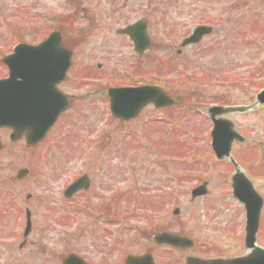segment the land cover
Returning <instances> with one entry per match:
<instances>
[{"label":"rangeland","instance_id":"1","mask_svg":"<svg viewBox=\"0 0 264 264\" xmlns=\"http://www.w3.org/2000/svg\"><path fill=\"white\" fill-rule=\"evenodd\" d=\"M102 1L106 7L110 0ZM124 1L121 23L137 17L147 19L154 48L137 57L126 42L106 41L101 46L91 42L80 47L76 63L82 65L71 73L77 88L66 86L77 101L52 131L48 146L32 154L19 143L15 151L0 155V181H16L18 170L32 168L38 181L23 183L19 194L30 193L28 187L35 184L33 193L54 196L49 198L54 201L43 200L37 209L42 226L49 227L44 235L48 253L45 264H60V257L68 253L80 254L94 264L120 262L124 253L145 252L147 238L167 225L171 232L195 242L194 256L244 255V210L230 196L229 178L234 168L228 159L218 163L212 155L206 110L213 104L242 110L227 115L245 139L242 145L234 143L231 156L243 172L254 177L251 183L264 198V107L253 104L244 108L264 90V0H118L123 5ZM2 3L6 8L0 13L1 52L22 38L32 40L37 33L47 34V18L66 10L65 0ZM43 17L47 21L42 29ZM208 23L215 32L176 56L182 39L197 25ZM163 61L169 62L170 68L159 71L158 63ZM137 67L148 84L158 82L172 96L183 98L186 108L174 114L148 108L124 129L113 122L107 113V100L90 97L105 85L135 81ZM158 71L162 75H157ZM1 76H5L2 67ZM105 134L111 138V149L103 148L100 142V135ZM84 173L93 186L88 195L77 197L78 205H74L71 216L60 192ZM204 182L207 195L191 200L190 192ZM113 185L122 192L121 206L114 210L120 215L106 224L93 197L99 191L107 196ZM163 193L169 198H163L165 203L157 200ZM140 196L151 200L147 211L142 209ZM174 208L179 210L177 217L172 216ZM153 215L152 223H147V217ZM261 217L257 246L264 248V208ZM74 223L82 225L74 234L76 238L68 230ZM61 227L66 232L59 233ZM13 243L18 262L8 264H20L23 254L17 249L18 238ZM152 254L159 264H183L188 253L154 249Z\"/></svg>","mask_w":264,"mask_h":264},{"label":"flooded vegetation","instance_id":"2","mask_svg":"<svg viewBox=\"0 0 264 264\" xmlns=\"http://www.w3.org/2000/svg\"><path fill=\"white\" fill-rule=\"evenodd\" d=\"M20 0H11V2L18 3ZM107 1V0H106ZM6 2V0H5ZM37 2V0H36ZM118 0H110L106 2V7H103V1L102 0H65V6L64 8L66 10H63L64 12H60L57 15H54L52 18H47L48 22L50 24L49 30L47 31V34L39 36V33L36 31V36L34 39L30 40L27 37L22 38L18 40L16 43H28L33 46H37L40 42L47 39L52 32L57 33L56 37L59 36L60 39V47L59 49H62L64 51V54L70 55V68L67 72V78L64 82L60 83L58 89L59 91L63 92L67 96H69L71 105L70 109H72V104L77 101L78 98L74 96L73 94H70L67 91L66 86L71 88H77V84L73 80H71V73L77 66H81L82 63L77 64L76 63V55L78 49L80 47H84L86 44H90L91 42H96V46H101L103 42H112L117 41V43H129L132 47L131 40L128 39L126 35L121 34L122 28H125L132 24V22H135L138 19H134L132 22L129 21V19H126V21H129L125 24H122L121 18H125L124 14L120 13L122 12V8L126 5L127 1H124L123 4H117ZM35 5V3L33 4ZM123 5V6H121ZM104 9V11H100V8ZM6 6L2 3V0H0V13H3ZM21 7L17 6V10H20ZM100 11V12H99ZM133 12V11H132ZM132 14V13H130ZM135 14V13H133ZM129 15V14H126ZM47 19L42 18V23L40 24V27L46 28V24L43 22H46ZM147 28H148V37L150 39V47L148 49V52L151 51L154 48L155 41L150 36V28L149 23L147 22ZM7 39V38H6ZM4 39L0 37V43H2ZM93 46H90V50ZM57 50V51H58ZM12 49L10 46H8L5 51H0V59L5 58V56L11 54ZM182 53V52H181ZM177 54L178 50H177ZM180 55V54H179ZM64 60V59H63ZM166 60V59H165ZM60 62V60H59ZM2 67L4 73L6 74L7 68ZM60 67V66H59ZM101 68V66H98ZM1 78H4L1 76ZM76 85V86H74ZM93 85V84H92ZM92 100H101L103 101L105 99V95L97 94L94 92L92 96L90 97ZM69 109V111H70ZM68 111V112H69ZM145 111V110H144ZM66 112L65 114H67ZM65 114L61 115L63 117ZM60 117V120H61ZM11 134V131L6 130H0V143L2 145V148L0 149V155L6 151V145H5V139L9 137ZM50 134H47V136L41 141V143L36 144L34 146L26 147V141L22 137L19 139V141L15 144H22L23 149H26L27 151L37 152L42 147H44L47 142L49 141ZM14 144V145H15ZM28 176L19 181H13L12 182H6V181H0V264H8L9 261H17V258L14 256L15 252V245L13 241H15L18 238L17 243V249H19V253H22L23 255L20 256L22 259L19 261L20 264H45L46 263V256L48 253H46V237L45 231H48L49 227H43L42 221L40 222L37 216V209L40 207L39 204L42 203L43 200H47L48 198H51L52 195H47V192H44L45 195H37L36 193H33V184L32 186L28 187L31 192L25 193V194H19V187L23 185V183L27 182L29 179H34L35 181H38V178L35 177L36 173H34V170L31 168L28 170ZM88 189L86 191H78L76 192L75 196L70 198L68 200V212L69 215L72 216L73 212V206L74 203L77 200L78 196H86L90 193L93 181L90 177H88ZM73 183V182H71ZM70 183V184H71ZM10 184L11 186H9ZM25 186V185H24ZM68 186V185H67ZM27 187V186H26ZM111 192L108 193V197L104 196V193L101 191L100 194H97L96 199H99V208L101 211L110 210V216L113 217L112 212L114 210H118L121 206V195L122 192L119 188H116L114 185L112 186ZM163 199V198H162ZM72 206V207H71ZM13 207V213L10 215V209ZM115 213V212H114ZM119 216L118 213L115 215V219H117ZM149 220V219H148ZM152 220V219H151ZM165 223L168 221L163 219ZM106 224H109L113 222V220L105 221ZM149 222V221H148ZM151 222H149L150 224ZM73 228H68L69 231H72L73 233H69L71 237L76 238L74 235L77 230L81 228V223L79 224H73ZM120 226V225H119ZM118 226V227H119ZM72 227V226H71ZM61 227L59 229V233L65 232V228ZM74 228L75 231L73 230ZM169 225L164 226L163 228H159L163 231L165 230L168 232ZM121 230V228H120ZM118 230V232H120ZM57 231V226H55V232ZM153 233V232H152ZM115 234V233H114ZM113 243V240L111 241ZM111 246V245H110ZM109 246V247H110ZM113 246V245H112ZM146 252V251H145ZM143 252V253H145ZM25 253V254H24ZM68 254H74L77 257H81L85 264H94L86 259V257L81 256L80 254L75 253H68ZM108 256L109 254L106 253ZM3 255V257H2ZM143 255V254H140ZM24 256V257H23ZM65 256H61L60 258V264H62L63 260L65 259ZM23 257V258H22ZM122 261V258H121ZM114 262L113 264H123V262ZM101 264H112L107 263L105 260Z\"/></svg>","mask_w":264,"mask_h":264},{"label":"water","instance_id":"3","mask_svg":"<svg viewBox=\"0 0 264 264\" xmlns=\"http://www.w3.org/2000/svg\"><path fill=\"white\" fill-rule=\"evenodd\" d=\"M200 30V29H199ZM193 40L190 39L183 46L189 43H197L201 38V33L198 31L194 34ZM141 43H144V39L135 38ZM50 40L44 43L47 46ZM139 42V44H140ZM44 46L32 49L29 47L20 46L15 49L14 57L5 59L4 64L10 68L9 79L6 81H0V127L10 128L14 133L11 136L12 140H16L24 134L26 141L30 144L35 136L40 135L38 138L44 135L56 121L57 116L66 108L64 102L65 97H62L63 101L60 102L61 97L56 90V85L59 83L58 72L53 71L49 76L45 73L46 70H41L40 64H20L22 60H33L36 62L40 58L41 50L45 49ZM22 49L28 50V57L21 54ZM29 66V67H28ZM66 68L62 69L60 74L64 76ZM20 79V81L18 80ZM23 85V86H20ZM46 85V86H45ZM47 89L49 91L48 98L42 100L39 96L38 101H34L33 95L28 96V93L39 92V90ZM111 96V111L113 116H116L122 120H128L129 118L137 117L139 111L147 105V103H154L156 107H168L171 105V101L167 98L166 94L160 89L155 88H139V89H125L110 91ZM256 99L262 105H264V92L259 94ZM39 113V115H35ZM211 114L222 115L223 110H210ZM214 128L212 130V147L217 154V158L220 160L225 155H228L231 142L234 138H238L231 132L232 126L229 123L213 121ZM20 126V127H19ZM236 176L232 179L231 186L233 187V197L238 199L245 207L246 216V230H245V242L244 247L250 251V254L240 259L223 260H207L200 261L194 259H187V264H264V250L258 249L255 246V236L258 232L259 213L262 209L263 200L260 196H257L253 191L252 185L245 180L243 175L236 172ZM202 189L194 191L192 197L200 194ZM202 194V193H201ZM177 212H175L176 214ZM155 241L158 244H168L174 248L185 249L191 247L192 243L188 240H184L178 237H169L166 235L155 236ZM126 264H153L151 259L146 258H129Z\"/></svg>","mask_w":264,"mask_h":264}]
</instances>
